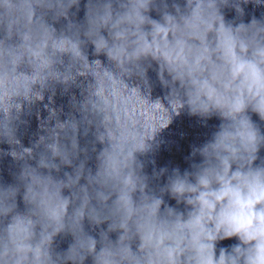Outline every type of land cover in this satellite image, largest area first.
<instances>
[{"label": "clouds", "instance_id": "obj_1", "mask_svg": "<svg viewBox=\"0 0 264 264\" xmlns=\"http://www.w3.org/2000/svg\"><path fill=\"white\" fill-rule=\"evenodd\" d=\"M249 3L264 6L83 0L84 18L74 21L82 0H0V143L19 165L14 182L0 181V264H264V131L250 114L264 122V18L235 22L223 12L242 17ZM89 44L108 65L89 59ZM152 62L167 107L142 91ZM80 78L78 116L53 111L55 123L24 147L16 134L24 103ZM132 102L157 119L133 118ZM184 109L220 123L192 146L188 169L149 176L141 157ZM89 133L94 168L80 143ZM62 236L71 241L57 250Z\"/></svg>", "mask_w": 264, "mask_h": 264}]
</instances>
